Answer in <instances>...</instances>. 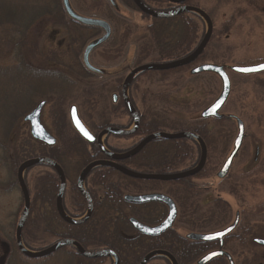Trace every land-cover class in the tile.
<instances>
[{
    "label": "rangeland",
    "instance_id": "1",
    "mask_svg": "<svg viewBox=\"0 0 264 264\" xmlns=\"http://www.w3.org/2000/svg\"><path fill=\"white\" fill-rule=\"evenodd\" d=\"M125 1L126 3L124 0H115L117 5L115 10L109 0H70L72 7L79 15L103 20L112 26L114 32L111 40L94 50L91 55L92 65L106 70L110 73V77L86 73L82 65L86 46L102 36L103 31L75 25L63 11L59 18L46 17L35 23L31 29L28 46L24 49L23 64L28 63L34 69L45 70V72L47 70L56 74L62 72L76 83V89L69 102L79 105L83 119L94 128L110 122L118 124L121 128L129 127L131 120L127 115L123 117L117 115V117L114 114L113 97L117 95L119 101L120 88L134 69L143 64L155 63L159 58V54L157 55L154 51H150L148 56L142 51L144 44L150 45L147 31L150 21L137 12L132 5L129 6V0ZM157 1L147 0L152 9L160 7L163 8L162 10L169 9V6L166 7ZM58 4L62 6V0H58ZM190 4L205 10L214 24L213 37L204 56L195 65L176 71L174 74H140L131 78V82L130 80L127 82V87L131 84L127 92L128 99L132 100L148 121H158L162 124L176 122L178 126L179 121L186 122L195 116L201 118V113L219 97L222 90L220 78L211 73L192 75L193 67L220 64L229 66L230 69L235 65L248 66L264 62V0H191ZM203 22L206 27L204 29L201 23H196L199 26L196 33L199 38L198 43L204 39L208 31L207 23L204 20ZM195 32L194 30L193 34ZM140 58L143 60L139 61ZM18 63L6 49H0V137L5 143L4 149L12 150L11 153L9 152L10 155H23L20 152L22 151L28 157L39 158L43 155L44 148L42 143L33 140L30 124L23 118L31 108V101L36 100V95L40 93H25L22 83H27V75L22 74L25 70L18 68ZM6 68L10 71L8 72ZM229 76L231 92L221 115L234 116L242 120L246 127L247 138L233 164L230 176L223 181L217 180L216 173L233 149L237 136V124L223 119L220 124L214 119L206 120L215 130L212 136L213 148L209 157V172L202 179H191L194 185L203 186L200 188L203 190L204 202L211 201L215 204L205 205L202 213L197 214L196 201H193L190 204V214L185 220L182 219L184 223L179 225V230H182V235H185L187 231L196 229L195 224H199L198 221L213 218L212 208L217 207L216 200L220 196L222 203L219 204H223L224 207L225 204L228 205L231 212L225 213L223 207L221 211L217 210L220 219L215 222V227L232 223L235 213L240 211L243 213L244 223L250 222V227H254L255 238L264 239V73L243 75L230 71ZM53 98V95L49 96V100L52 101ZM24 110L26 113L21 119H17L20 112ZM118 113L120 110H117L116 114ZM50 115L51 104L49 103L44 109L43 120L48 131L56 136ZM12 117L15 120L14 127ZM4 122H6L5 125H3ZM177 126L174 127L177 129ZM2 130H5L4 134ZM169 130L174 131L172 128ZM142 138L135 136L130 139L114 137L107 139L111 146L121 150L130 148ZM60 143L59 141V145ZM12 144L16 147L13 148L16 151L12 149ZM195 145L197 149L195 148L193 159L190 158L191 160L183 164L175 173L185 172L186 169L191 170L199 163L201 147L199 143ZM257 147L261 149L258 159L255 154ZM78 154L79 152L69 150L66 159L68 160L66 164L73 167V171L69 170V173L72 179L75 177V181L79 176L75 173L79 164L77 166V158L74 156ZM2 155H6V152L0 151L1 158ZM1 158L0 264H76V257L71 249H68L66 253L59 251L48 259L39 261L27 259L19 254L16 249L17 228L23 217L25 203L19 185L14 187L13 178L3 167ZM46 166L40 164L33 167L31 171H27L25 175L31 199L37 209L29 229L32 240L28 237L32 247L36 249L47 248L62 240L61 237H57V233L61 234V231L55 230L54 235L45 233L43 218L39 216L35 218L39 213L38 209L43 210L41 196H35V180L43 172L50 171ZM14 176L17 178V175ZM1 183L4 185L2 186ZM70 183L67 186L64 203L67 209L74 213ZM124 187L126 194L136 193L139 190L131 185ZM149 188L171 190V187L162 184H150L147 189ZM176 193L173 195L175 198L178 195ZM108 201L107 199L106 202ZM126 210L129 214L130 208ZM30 216H32L31 213ZM93 232L94 248L106 247L108 244L106 232L102 230ZM236 235H238L237 232ZM39 238H43V241ZM239 241L241 240L235 239V245H230L237 264H264L263 247L252 242L250 248L245 249L243 245H239ZM110 262L108 261L107 264ZM150 264L172 263L166 258H155Z\"/></svg>",
    "mask_w": 264,
    "mask_h": 264
},
{
    "label": "trees",
    "instance_id": "2",
    "mask_svg": "<svg viewBox=\"0 0 264 264\" xmlns=\"http://www.w3.org/2000/svg\"><path fill=\"white\" fill-rule=\"evenodd\" d=\"M149 2L155 0H148ZM157 3H163L166 7H171L172 4H169L163 0H158ZM163 8H159L162 10ZM31 10V11H30ZM63 9L62 6H59L58 0H0V49H6L8 53H11L18 63V68L25 70L22 74H26L27 83H22V87L25 93H40L42 88H54L56 94L61 92H66L72 90V85L63 86L59 83L60 74L54 72H45V70H36L32 66H29L28 63L23 64V54L24 49L28 46L29 38L31 34V29L35 23H37L42 18H52L62 15ZM150 24L147 26V31L149 33V43L150 45L144 44L143 52L148 56L150 51H154L159 54L157 62L153 64H164L169 62H176L185 59L188 57L199 45V38L196 36L197 29H199L198 24L201 23L205 27V23L202 18L195 14L184 13L178 17L172 19H151L148 18ZM194 21H197L196 23ZM194 30L196 31L193 34ZM143 60L142 58L139 61ZM193 65V64H192ZM187 68V67H184ZM184 68H179L176 70L164 71V72H152L154 74H174L176 71H179ZM9 72V68H6ZM45 72L47 77H42L41 73ZM50 73L52 76H49ZM62 73V72H60ZM151 72H146L145 74H150ZM8 74V73H7ZM8 76V75H6ZM9 77V76H8ZM47 78V79H46ZM52 79V80H50ZM37 80H42L38 82ZM35 81L36 83H34ZM29 82V83H28ZM47 91L49 89H46ZM37 94V95H40ZM36 95V96H37ZM62 103H64L62 101ZM61 108H59L60 110ZM58 110V111H59ZM56 111V113H58ZM26 113V110L21 111L17 119H21L22 116ZM60 113L63 111L60 110ZM12 117V125L15 126V120ZM143 122L140 126L139 132L136 134L138 137H145L156 132H193L198 134L203 140L208 144V148L212 151V136L215 132L213 126H210L208 121L201 120L199 116L190 118L186 122L179 121V127L177 123H165L162 124L158 121H148L143 117ZM59 119V118H57ZM60 120L64 122V118L60 117ZM216 123L220 124L221 120H214ZM18 122V120H17ZM65 123V122H64ZM4 122L3 125H5ZM177 126V129L174 127ZM7 128V127H6ZM61 128V127H60ZM172 128L174 131H170ZM181 128V129H180ZM64 131L62 138L60 139L59 146L52 148L42 145L44 148L43 157H46L52 161H55L60 167L64 170L68 183H70L71 193L73 199H71L74 206L75 212H70L64 203V208L66 212L71 217H80L86 210V203L84 202L81 194L76 187L75 177L72 179L70 176L69 170L73 171V167L69 164H66V159L64 156L71 151L82 152L84 153L87 149V146L84 142L79 140L76 135L69 130V126L62 127ZM3 134L5 130H2ZM196 142L191 140H155L150 145H148L140 154L127 159L122 162V165L128 168H132L141 173H157V174H167L177 171L181 168L183 164L190 161L196 152L197 145ZM10 145V144H9ZM5 143L0 137V151L6 152V155H2V165L9 171V175L12 179L14 187L18 185L17 178L14 175H17L18 168L26 161L32 159L28 157L25 153L20 151L23 155H10L12 150L4 149ZM16 148L12 144V149ZM196 148V149H195ZM21 150V147H19ZM16 151L15 149H13ZM88 157H79L77 158V166L79 167L75 171L77 175L81 170L88 164ZM81 166V167H80ZM48 169L51 171H45L37 177L35 180V196H41L43 210L38 209V215L35 218H43L45 222L44 231L45 233H51L54 235L55 230L61 231V234H58L57 237L61 239H73L80 243L85 249H95L94 248V238L93 231L102 230L106 232L107 240L121 252L122 259L121 264H139V260L145 252L144 247L140 244H135L133 241L128 243H120L117 240L118 232L123 230H128V225L126 223H121L116 219V215L120 216L118 209L121 207V201L123 198V188L124 185H134V181L128 179L122 175H118L116 171L111 168H97L94 170L86 180V188L88 191L95 193L97 196L106 194L109 197V201H104V210L107 211V214H110V218L106 222H87L81 225H71L66 223L61 217L56 208V196L58 193L60 179L58 174L51 167ZM70 167V169H69ZM76 169V168H74ZM31 171L28 170V172ZM209 172V161L207 166L202 171L203 175H207ZM27 173V172H26ZM198 178V176L196 177ZM72 180V181H71ZM70 181V182H69ZM179 183L184 185L186 188H189L187 198H188V215L190 214V207L192 204V197H195L196 185L192 183V179L182 180ZM3 186L4 184L1 183ZM1 186V187H2ZM11 186V185H10ZM119 201L117 202V200ZM102 204V205H103ZM35 203H32L31 215L28 218V221L24 227V244L27 248L33 251H39L43 248H33L32 242L29 240L31 238L30 224L33 222V217L37 209L34 206ZM102 211V207L98 209ZM116 214V215H115ZM114 219V220H112ZM111 220V221H110ZM154 222V221H153ZM39 223V222H38ZM44 233V237H45ZM62 235V236H59ZM29 237V238H28ZM43 237V238H44ZM43 238L40 239L43 241ZM175 239V238H174ZM174 239H170L169 235L163 236L157 239H151V244L154 250H171L174 249ZM36 240L38 241L37 237ZM34 241V239H33ZM151 244H147L146 248H150ZM196 247V246H194ZM46 248V247H45ZM68 247H66L63 252H68ZM76 264H107L108 260L104 258H94L92 260L85 259L81 257L77 252H75ZM184 264H188L185 262ZM211 264H225L222 263V260L217 259Z\"/></svg>",
    "mask_w": 264,
    "mask_h": 264
},
{
    "label": "water",
    "instance_id": "3",
    "mask_svg": "<svg viewBox=\"0 0 264 264\" xmlns=\"http://www.w3.org/2000/svg\"><path fill=\"white\" fill-rule=\"evenodd\" d=\"M110 1L112 2L113 5H115L114 0H110ZM133 1L144 14H146L150 17H153V18H158V19H160V18H172V17L177 16V15L184 13V12L196 13V14L200 15L201 17H203L207 21L208 26H209L208 34L206 35V37L204 38V40L202 41L200 46L189 57H187L183 60L177 61V62L162 64V65H145V66H142V67L134 70L131 73V75L129 76V78L127 79V81L124 85V95H125L126 108L134 120V127L130 131H120V130H116L113 128H109V129L103 131L99 135L98 145L101 148V150L109 158H111V161L97 162L95 164H92L89 167H87L82 172L81 176L79 177L77 187H78L81 195L84 198H86L89 202V213L83 220L74 221V220L70 219L69 217H67L66 214L64 213V211L62 210L61 203H62V197L64 195V191L66 189V178H65V175H64L62 169L56 163H54L53 161H51L49 159L40 158V159L28 161V162L24 163L19 168V170H18V182H19V186H20V189H21V192L23 195V199H24V203H25V209H24L23 217L21 218V221H20L18 228H17V243H18L17 245H18L20 252L25 257H27L29 259H42V258H45V257L52 255L53 253L62 249L65 246H74L77 248L79 254L82 255L83 257L100 258V257H109L110 256V257L115 258V260H116L115 264H119V259L117 258L115 253H113L112 251H105V252L96 253V254L89 253L84 248H82V246H80L77 242H75L73 240L60 241L59 243L55 244L51 248H49L45 251H42V252H37V253H31L23 247L22 242H21V234H22V230H23V228H24V226L28 220V217L30 214V207H31L30 194H29V191H28L26 184L24 182V179H23V173H24L25 169H28L30 167H33V166L41 164V163H46V164L52 166L53 168H55L56 170H58L59 175H60V179H61V186H60L59 193L57 196V201H56L57 210H58L61 218L66 223L71 224V225H79V224L86 222L92 213V209H93L92 201H91L89 194L85 191V189L83 187V182H84L87 174L96 166H99V165L110 166V167L116 169L117 171H119L120 173H122L123 175L130 177L132 179H135V180H141V181L153 180V181L171 182V181H178V180H182V179H186V178L196 176L199 172L202 171V169L204 168V166L206 164V160H207L206 145L197 134L190 133V132H183V133H178V134L156 133V134L150 135L146 139H144L136 149H134L131 152H128L127 154L120 155V156L112 155V154L106 152L102 146V138L104 135L113 134V135H118V136H131L134 133H136L140 127V116H139V114L130 106V104L126 100L127 82L137 73L146 72V71H170V70L182 68V67H185V66L192 64L204 53L206 47L208 46V44L211 40L212 34H213V25H212L210 18L202 10H200L198 8L183 7V8H180L179 10L172 12V13L160 14V13H156V12H153V11H150L149 9H147L140 2V0H133ZM166 1L172 2V3H177V4H182L188 0H166ZM63 7H64L65 12L67 13V15L69 16V18L72 21L77 22V23H79L83 26H86V27L100 28V29L105 31L104 36H102L101 38L96 39V40L89 43V45L86 47V49L84 51V55H83V62H84L85 67L90 72L103 75L105 73L103 70L95 68L94 66H92V64L90 62V55H91L92 51H94L96 48L100 47L101 45H103L104 43H106L109 40V38L111 36V32H112L110 25L103 20L86 18V17H82V16L78 15L74 11V9L72 8L70 0H63ZM261 65H264V63L259 64V65H255V66H247V67L235 66V67H232L230 69V71L238 73V74H243V75L257 74V73L264 72V69H261L258 71H248V72L241 71V69L259 68ZM204 73H211V74L218 76L221 80V83H222V90H221L219 97L207 109H205L201 113V118H203V119H210V118L220 119L222 117V115H220V112H221L223 106L225 105V103L227 102V100L230 96V92H231V81H230L228 72L224 66H219L216 64L201 65L199 67L194 68L191 71L192 75H198V74H204ZM44 106H45L44 102L39 104L38 107L36 109H34L25 118V120L30 123L31 134L35 140L42 142L48 146H54L56 144V139L46 130V128L43 126L41 119H40L41 111H42ZM70 120H71V123H72L74 129L85 140H87L90 143L95 141V137L92 135V133L85 127V125L81 121L76 107H72L70 110ZM77 122H79V124L83 126V129L89 135H91L92 139H88L87 136L84 135V133L81 131L80 127H78ZM244 135H245L244 124L241 120H238V135H237V138L235 140L234 150L231 153V155L228 157V159L225 161V163L223 164V167L221 168V170L218 174L219 178H221V179L225 178L226 175L229 173L231 164H232L234 158L236 157L237 153L240 150ZM157 139H164V140L192 139V140L198 141L201 144V146L203 148V153H204L203 158L201 160V163L199 164V166L197 168H195L192 171L183 172V173H179V174H171V175L141 174V173H137V172H134L132 170H129V169L121 166L120 164H118V162H122V161H125L127 159H130V158L136 156L149 143H151L152 141L157 140ZM125 200L128 202H131V203L159 202V203H164L169 208V214H168L167 219L162 224H160L159 226H156V227H149V226L143 225L142 223L138 222L135 219H131L130 222L133 225V227L136 228L137 230H139L141 233L146 234V235H153V236L161 235L162 233H164L166 230H169L173 226L174 221H175L176 216H177V208H176V205L172 201L171 198H169L165 195H162V194H152V195H142V196H126ZM228 232H229V230L225 231V232H221V233H216L213 235L190 234L189 238L192 240L212 241L218 237H223ZM257 242L261 245H264V240H257ZM224 255H226V257L229 259L230 264H234L232 261V258L228 254H224V252L211 253V254L205 256L198 264H206V263L212 261L213 259H215L216 257L224 256ZM162 256L168 257L173 262V264H177L176 260L169 253L164 252V251H155V252L151 253L149 256H147L142 261L141 264H147V262L149 260H151L152 258L162 257Z\"/></svg>",
    "mask_w": 264,
    "mask_h": 264
},
{
    "label": "flooded vegetation",
    "instance_id": "4",
    "mask_svg": "<svg viewBox=\"0 0 264 264\" xmlns=\"http://www.w3.org/2000/svg\"><path fill=\"white\" fill-rule=\"evenodd\" d=\"M129 2L132 3V0H129ZM189 5H191L189 1H188L187 4H182V6H189ZM115 9L117 10V8H115ZM113 32H114V30L112 28V35H113ZM110 40L111 39H109L108 41H110ZM86 73L90 74V72H88V71H86ZM47 74H50V73H47ZM59 74H60L59 76L61 78L59 80V83L62 84L63 86H66V85H68V86L70 85L71 86L72 85L73 86L72 90L71 91L67 90L66 92L63 91V92H61L59 94H56L55 93L56 90L54 88H51V89L47 88L48 86L45 87L44 89L42 88V92H41L40 95H37V99L36 100L33 99L31 101L30 105L31 104L32 105H31V109L29 110V112L31 113L36 108V106L38 104L44 102L45 106L43 107V109L41 111L40 119H41L42 124L45 126L44 120H43V113H44V109L46 108V106H48L49 103H50L51 104V115H50V118H51L54 130H55V133H56V136H54V135L53 136L56 139L57 145L59 144L60 139H63L62 136H63L64 131L62 130V127L65 128L67 126H69V130H71L76 135V137L79 140H81L82 142H84L86 144V146H87L86 151L84 153L80 152L77 156H74L75 158L88 157L90 159V160H88V164L79 173L81 175L82 172L87 167H89L90 165L95 164L97 162H104V161H107V160L111 159L104 152H102V150L98 147V137L103 131H105V130H107L109 128H114V129L120 130L121 127L118 124H114L113 122H110V123H105V124L98 125L97 127L94 128V127H91L87 122H85V120L83 119V117L81 115V112L79 110V108H80L79 105H77L76 103H74L72 101L69 102L74 90L76 89V83L73 80H71L68 76L63 75L62 73H59ZM41 75H42V77H47V75H45V72H42ZM49 76H52V75L50 74V75H48V77ZM105 76L110 77V73L106 71L105 72ZM50 80H52V79H50ZM46 89H49V90L47 91ZM120 92H121L120 93L121 101H120V98H119V101H118V96L117 95H114V97H113V101H114V105L113 106H115L114 107V114L116 116L119 115L120 117H123L124 115H127L128 118L130 119L131 117H130V115L128 114V112L126 110L125 100L123 99V84H122V86L120 88ZM52 95L54 96V98L51 101V100H49V96H52ZM62 101L64 103H62ZM72 107H76L78 115H79L81 121L84 123V125L87 127V129L95 137V141L94 142L90 143V142L86 141L83 137H81L74 130V128H73V126L71 124L70 118H69V112H70V109ZM59 108H61L60 110L63 111V113H60ZM117 110H120V113L116 114ZM56 111H58V113H56ZM137 111L139 112V115H140V118H141L140 119V126H141V124L143 122V119H144L143 118V114L140 113L139 109H137ZM60 117L64 118V122L65 123L60 120ZM57 118H59V119H57ZM231 121L235 122L234 120H231ZM130 127H131V125H130ZM139 129H140V127H139ZM139 129L137 130L136 133H134L133 135L128 136L126 138H128V139L134 138L136 136V134L139 132ZM108 137H110V138L111 137L118 138V137H115L113 135H109V136H104L103 137V145H104L105 149L108 152L112 153V154H120V153L122 154L125 151H129L130 152L132 149L136 148V145L138 143H140L143 140V138H142L141 140H139L137 142V144L131 146L128 149L118 150L117 148H115V147H113V146H111L109 144V141L107 139ZM121 138H125V137H121ZM121 138H119V139H121ZM139 138H141V137H139ZM246 138H247V135L245 134L244 138L242 140V144H241L240 150L237 153L236 157L234 158V160H233V162L231 164L229 173L226 175L225 178L220 179L218 177V174H219V172H220V170L222 168L221 167L218 170V172L216 173V175H215V178L217 180H220V181L222 180L223 181V180H226L230 176V174L232 172L233 164H234L237 156L239 155V153H240V151H241V149H242V147H243V145L245 143ZM203 142L206 145V149H207V152H208L207 159L209 161V157H210L211 151L208 148L207 142L205 140H203ZM54 148H55V146H54ZM260 153H261V149H260V147H257L256 151H255L256 159H258L260 157ZM67 158H68V156L66 154L64 156V159H67ZM101 167L103 168L105 166L101 165ZM97 168H99V167H97ZM112 170H114V169H112ZM202 171L197 174L198 179L204 178V175H203ZM116 173L118 175H121V173H118L117 171H116ZM89 176L90 175L88 173V175L86 176V180H87V177H89ZM137 181L144 184L142 186H137V188H139L138 192H136V193H127V194L124 193V195L141 196V195L162 194V195H166V196L170 197L173 200V202L175 203L176 208H177V216H176V219L174 221L173 226L169 230H166L161 235L153 236V235H146V234L141 233L139 230H137L136 228L133 227V225L131 224L130 220L131 219H135L138 222H140V223H142V224H144L146 226H149V227L159 226L168 217L169 208L167 207V205H165L164 203H158V202L157 203L156 202H145V203L125 202L124 197L122 198V200H120L121 204H122V206L121 207L119 206V209H118V212H119L120 216L115 214L116 215V219L115 220H117V221H119L121 223H126L128 225V230H123L121 232H118L117 240L120 243H128L129 241H133V243L140 244L142 247H144L145 252L142 255L141 259L139 260V262H138L139 264L147 256H149L153 251H156V250L153 249V246H152L153 243L151 244V239L161 238V237L166 236V235H169L170 239H174L175 238L174 239V249L164 250V251H166L170 255H172L174 257V259L176 260L177 264H184L185 262L190 264L192 261L195 262L196 264H198L205 256H207V255H209L211 253H214V252H224V254H229L232 257L233 262L235 264H237L236 260H235V258L233 256V251H231V249H230V245L234 244V240L235 239H237V240L240 239L241 241H239L238 243L241 246L243 245V247H245V249H249L250 248L249 247L250 243H252V242H253V244H256V245L261 246V247L264 248L263 245H260L257 242V240H259L260 238H257V237L255 238V236H254L255 235L254 234V229H253L254 227H250V222L249 223H244L243 213H241L240 211L235 213L234 220H233L232 223L228 224L227 226L224 224L223 227H215V224H216L215 222L219 221V219H220L218 217L217 212H216L217 210L221 211L222 207H223L225 213L226 212H228V213L231 212V208L228 205L225 204V207H224L223 204H219V203H222V202H220L221 201L220 196L216 200L218 202V203H216L217 207L214 206L212 208V210L214 211V215H213L214 217L211 218V219H208V220L202 219L201 221H198L199 224H197V223L195 224L196 225V229H192L191 231L189 230V231L186 232L185 235H182L183 231L179 230V225L184 223L183 221L188 217L187 213H188L189 207H188L187 195H188V192L191 191V190L189 188H186L184 185H182L179 182H173V183L172 182H163V183L160 182L161 184H165L168 187H171L170 188L171 190H169V191H162V190H158V189H155V188L147 189V187L150 184L154 185V184L159 183V182H156V181H153V182H151V181H139V180H137ZM85 185H86V181H85ZM196 186H197V188L195 189V197L194 196L192 197V199H193L192 202L196 201L195 207L197 206V214H200V213H202L203 208H204L205 205H207V204H211L212 205V204H215V202L213 203V202L210 201V202H206L205 203L204 202L205 198H203V196H204L203 190L201 189L203 186H201V185L199 186V184H197ZM87 191H88V189H87ZM174 191L177 192L176 194H178L176 196L177 198L173 197V195L175 193ZM88 193H89V196H90L91 201H92L93 209H92V213L89 216L87 222H104V221L106 222V220L108 218H110V214H107V211H105L103 209L104 208L103 202L106 201L107 199L110 200L108 195L103 193L102 196L101 195L97 196L95 193H92L91 191L90 192L88 191ZM81 197L83 198L84 202L86 203V210L82 214V216L85 217L89 213V202L82 195H81ZM118 201H119V199L117 200V202ZM125 204H127L128 206H131L129 214L127 213V210L125 209V206H124ZM97 207H98V209L102 207V211L101 212L98 211ZM225 208L227 209V211H226ZM215 212H216V214H215ZM203 218H204V216H203ZM182 219H184V220H182ZM112 220H114V219H112ZM196 230H199V231H196ZM228 230H229V232L226 233V235H224L223 237H218V238H216V239H214L212 241L192 240V239L189 238L190 234L213 235V234L225 232V231H228ZM236 232H237V234L239 236L236 235ZM91 238H93V237H91ZM147 244H151V247L150 248H146ZM194 246L198 247V249H196V247H194ZM85 250L88 251V252L112 251L113 253H115L117 258L119 259V264H121V259H122L121 252L118 251V249L115 248L109 241H108V244H107L106 247L103 246V247H98V248H95V249H85ZM86 259L92 260L94 258H86ZM97 259H99V258H97ZM104 259H107L108 261H111L109 264H115L116 263V260H115L114 257H110L109 256L107 258L104 257ZM218 259L222 260V263L230 264L225 255L222 256V257H219ZM209 263L210 262H208L206 264H209ZM147 264H148V262H147Z\"/></svg>",
    "mask_w": 264,
    "mask_h": 264
},
{
    "label": "snow or ice",
    "instance_id": "5",
    "mask_svg": "<svg viewBox=\"0 0 264 264\" xmlns=\"http://www.w3.org/2000/svg\"><path fill=\"white\" fill-rule=\"evenodd\" d=\"M261 69H264V65H261L259 68H247V69H241V71H245V72H248V71H258V70H261ZM78 124V127H80L81 131L84 133L85 136H87L88 139H92L91 135H89L84 129H83V126L79 124V122H77Z\"/></svg>",
    "mask_w": 264,
    "mask_h": 264
}]
</instances>
